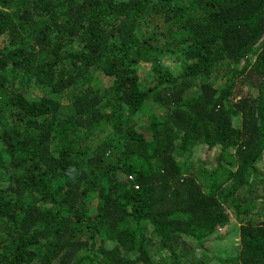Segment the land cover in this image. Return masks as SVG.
Masks as SVG:
<instances>
[{
    "label": "trees",
    "instance_id": "1",
    "mask_svg": "<svg viewBox=\"0 0 264 264\" xmlns=\"http://www.w3.org/2000/svg\"><path fill=\"white\" fill-rule=\"evenodd\" d=\"M231 221L264 264V0H0V264H208Z\"/></svg>",
    "mask_w": 264,
    "mask_h": 264
},
{
    "label": "rangeland",
    "instance_id": "2",
    "mask_svg": "<svg viewBox=\"0 0 264 264\" xmlns=\"http://www.w3.org/2000/svg\"><path fill=\"white\" fill-rule=\"evenodd\" d=\"M99 78L102 82L105 81V77L99 76ZM37 93L38 89H35V92L32 91V95L34 96ZM200 149L201 148H197L198 151ZM238 227L239 223L231 221L216 237L206 242L205 248L199 247L196 253L208 264H235V255L239 244Z\"/></svg>",
    "mask_w": 264,
    "mask_h": 264
}]
</instances>
